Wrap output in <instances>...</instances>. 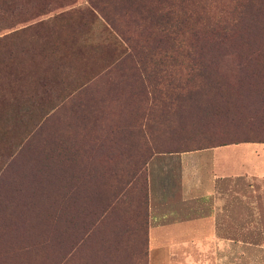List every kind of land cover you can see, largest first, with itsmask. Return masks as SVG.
<instances>
[{
  "label": "rangeland",
  "instance_id": "374dc122",
  "mask_svg": "<svg viewBox=\"0 0 264 264\" xmlns=\"http://www.w3.org/2000/svg\"><path fill=\"white\" fill-rule=\"evenodd\" d=\"M86 8L0 0V264H105L107 234L146 232L149 160L206 146Z\"/></svg>",
  "mask_w": 264,
  "mask_h": 264
},
{
  "label": "trees",
  "instance_id": "16d2710c",
  "mask_svg": "<svg viewBox=\"0 0 264 264\" xmlns=\"http://www.w3.org/2000/svg\"><path fill=\"white\" fill-rule=\"evenodd\" d=\"M85 2L137 59L142 82H167L166 107L197 117L201 149L264 144V0Z\"/></svg>",
  "mask_w": 264,
  "mask_h": 264
},
{
  "label": "crops",
  "instance_id": "0c3cea01",
  "mask_svg": "<svg viewBox=\"0 0 264 264\" xmlns=\"http://www.w3.org/2000/svg\"><path fill=\"white\" fill-rule=\"evenodd\" d=\"M146 204V232L107 234L105 264H264V144L154 155Z\"/></svg>",
  "mask_w": 264,
  "mask_h": 264
}]
</instances>
